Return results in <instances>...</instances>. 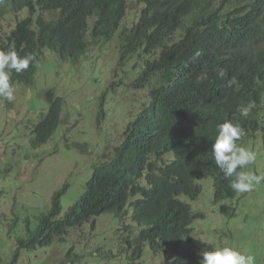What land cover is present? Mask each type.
Masks as SVG:
<instances>
[{"label":"trees","instance_id":"16d2710c","mask_svg":"<svg viewBox=\"0 0 264 264\" xmlns=\"http://www.w3.org/2000/svg\"><path fill=\"white\" fill-rule=\"evenodd\" d=\"M138 1L145 5L138 21L119 35L120 64L134 53L143 54V71L133 86L152 87L126 127L122 144L113 157L94 163L92 177L67 214L62 216V197L69 183L55 192L38 226L18 240L7 264H22L23 249L63 243L72 229L88 223L94 227L101 215L121 217L130 208L142 229L135 239L128 233L123 237L126 250L134 249L129 264H139L145 244L155 254L185 242L195 244L190 226L199 214L180 196H194L207 175L217 200L238 194L229 187L234 177L225 178L214 162L217 126L226 120L239 123L246 133L239 141L261 136L264 145V0ZM128 5L129 0H0V25L7 14L28 12L10 33L0 34V49L14 44L19 55L36 57L24 72L13 70L10 82L33 85L47 48L63 60L77 61L100 41L111 40ZM51 11L57 18H46ZM221 68L223 78L217 75ZM233 78L238 89L228 86ZM45 95L48 111L33 125L37 148L50 140L62 120L64 98L53 90ZM240 107L250 108L247 116ZM71 254L73 263L80 261L82 254L73 245L66 252ZM170 264H202V256L189 249Z\"/></svg>","mask_w":264,"mask_h":264},{"label":"rangeland","instance_id":"374dc122","mask_svg":"<svg viewBox=\"0 0 264 264\" xmlns=\"http://www.w3.org/2000/svg\"><path fill=\"white\" fill-rule=\"evenodd\" d=\"M144 7L138 0H130L122 28L132 27ZM27 14V10L18 15L7 14L0 25V34L10 33ZM45 16L51 20L58 13L51 11ZM121 29L111 40L92 46L77 61L63 60L47 48L34 84L15 83V99L0 100V264L11 260L19 247L18 240L38 226L40 217L51 208L55 192L69 183L62 197V216L67 214L92 177L97 167L94 163L99 165L113 157L115 147L122 144L126 127L152 87L133 86L143 71V54L134 53L120 64ZM47 90L64 98L62 120L50 140L37 148L32 144L33 125L41 113L48 111ZM237 145L256 153L255 162L243 170L264 174L262 137H251L250 143ZM202 184L203 192L198 199L181 198L199 214L190 226L195 244L185 242L157 255L145 244L140 264H169L189 249L200 253L205 248L225 245L253 255L255 264H264V182L249 192L220 201L215 199L210 175ZM134 219L132 208L121 217L103 214L94 227L88 223L72 229L63 243L56 240L32 251L23 249L20 261L129 264L134 249L126 250L123 237L128 233L135 239L142 229ZM126 226L129 231L124 230ZM72 245L74 251L82 254L80 261L74 263V254L66 255Z\"/></svg>","mask_w":264,"mask_h":264},{"label":"clouds","instance_id":"9594fccd","mask_svg":"<svg viewBox=\"0 0 264 264\" xmlns=\"http://www.w3.org/2000/svg\"><path fill=\"white\" fill-rule=\"evenodd\" d=\"M35 60L36 57L32 53L19 55L14 44L10 45L7 50L0 49V99L7 100L9 102L15 99L14 84L18 83V80H14L13 83L10 82L12 71L14 70L16 73H22L27 70L30 64H32ZM217 75L223 78L225 76V69H218ZM228 86H236L238 89L239 82L233 78L231 81H229ZM249 110L250 108L248 107H240L238 109L242 116H247ZM245 134L244 128L239 123H233L231 120H226L217 126V136L212 143V153L215 164L223 172L225 178L234 177V179L230 181L229 187L238 193L249 192L254 188L255 185H259L261 182H264V174L257 175L251 171L243 170L246 166L253 164L256 160V153L254 151L237 145L241 144V142L250 143V140L239 141ZM238 169L241 170L238 171ZM202 180L199 181L202 188H200V190H198L194 196L183 193L180 198L185 197L189 198L190 200L198 199L203 192ZM193 239L196 242L194 237ZM173 248L175 247L169 248L168 250H174ZM132 253L133 252H131V255ZM198 255L202 256V264H255V257L253 255L243 254L234 246L229 245H225L223 247H213L210 250L205 248L200 253H198ZM142 256L137 260L139 264L141 263L140 259Z\"/></svg>","mask_w":264,"mask_h":264},{"label":"bare ground","instance_id":"6f19581e","mask_svg":"<svg viewBox=\"0 0 264 264\" xmlns=\"http://www.w3.org/2000/svg\"><path fill=\"white\" fill-rule=\"evenodd\" d=\"M27 16V15H26ZM145 228V227H144Z\"/></svg>","mask_w":264,"mask_h":264}]
</instances>
